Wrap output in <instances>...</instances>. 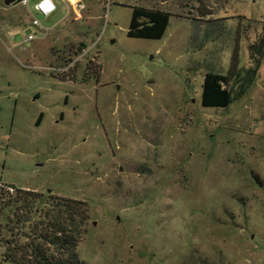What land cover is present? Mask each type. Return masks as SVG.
<instances>
[{
	"label": "rangeland",
	"instance_id": "374dc122",
	"mask_svg": "<svg viewBox=\"0 0 264 264\" xmlns=\"http://www.w3.org/2000/svg\"><path fill=\"white\" fill-rule=\"evenodd\" d=\"M20 1L0 0V171L43 197L14 227L0 190L4 238L28 244L57 197L86 203L85 264H264V55L243 97L201 105L235 51L254 67L264 0ZM135 6L170 14L161 39L127 37Z\"/></svg>",
	"mask_w": 264,
	"mask_h": 264
},
{
	"label": "trees",
	"instance_id": "16d2710c",
	"mask_svg": "<svg viewBox=\"0 0 264 264\" xmlns=\"http://www.w3.org/2000/svg\"><path fill=\"white\" fill-rule=\"evenodd\" d=\"M170 14L161 10H152L142 7H132L127 37L143 40L161 39L169 26ZM250 56L255 60L254 67L238 71V55L233 53L231 64L226 74L208 71L204 75L201 93V105L204 108H228L235 101L243 97L252 82L256 79L258 69L264 55V37L249 47ZM259 186L263 182L258 175L253 177ZM14 200L4 202L3 208L16 206L13 212L14 227L24 226L30 219L32 202L43 196L29 190L15 189ZM56 204L46 213L41 214L42 220L34 224L32 239L28 244L21 245L16 238L7 240L2 235L5 226L1 219L5 215L0 211V243L5 244V252L1 263L12 264H85L77 252L81 239L83 221L86 212L80 207L84 202H74L62 198H53ZM79 205L77 209L76 205ZM52 209L54 212L52 214Z\"/></svg>",
	"mask_w": 264,
	"mask_h": 264
},
{
	"label": "built area",
	"instance_id": "2783aa9c",
	"mask_svg": "<svg viewBox=\"0 0 264 264\" xmlns=\"http://www.w3.org/2000/svg\"><path fill=\"white\" fill-rule=\"evenodd\" d=\"M30 0H21L20 2L24 5H28ZM75 0H38L34 5V11L44 17H49L57 11V3H62L67 5L69 3H73ZM32 26L37 27L40 26L39 22L36 19H33ZM27 35L29 39L33 38V33Z\"/></svg>",
	"mask_w": 264,
	"mask_h": 264
},
{
	"label": "flooded vegetation",
	"instance_id": "af4514ba",
	"mask_svg": "<svg viewBox=\"0 0 264 264\" xmlns=\"http://www.w3.org/2000/svg\"><path fill=\"white\" fill-rule=\"evenodd\" d=\"M15 105V104H14ZM39 119L36 123V126L38 127L39 126ZM2 188H5V189H8V190H12L15 191V189H19V190H24L26 191L23 187H20L16 184H14L13 181H11L10 179H8L6 176H4L3 172L0 171V190ZM30 191V190H29Z\"/></svg>",
	"mask_w": 264,
	"mask_h": 264
},
{
	"label": "water",
	"instance_id": "95a60500",
	"mask_svg": "<svg viewBox=\"0 0 264 264\" xmlns=\"http://www.w3.org/2000/svg\"><path fill=\"white\" fill-rule=\"evenodd\" d=\"M16 0H4V4L5 5H10V4H12V3H14ZM30 33V30H26L25 31V35H28ZM16 40H20V36L18 35L17 37H16ZM114 41H112L111 43H113Z\"/></svg>",
	"mask_w": 264,
	"mask_h": 264
}]
</instances>
